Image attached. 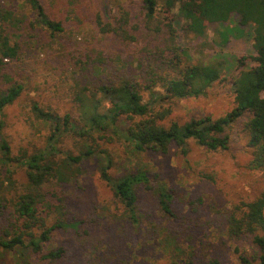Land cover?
<instances>
[{
    "label": "rangeland",
    "instance_id": "1",
    "mask_svg": "<svg viewBox=\"0 0 264 264\" xmlns=\"http://www.w3.org/2000/svg\"><path fill=\"white\" fill-rule=\"evenodd\" d=\"M39 3L50 19L61 22L62 32L51 34L39 26L30 7L20 0H0V8L13 11L18 20L15 26L5 25V33L18 46L17 58L0 69V90L15 83L23 88L12 104L0 111L3 123L0 141L1 138L7 141L12 156L33 153L46 145L51 128L34 116V104L60 117L67 114L78 125L74 94L83 86L93 88L100 78L80 73L78 59L85 61L88 55L100 54L107 63L110 57L114 59L115 67L130 63L131 70L135 69L133 60L141 45L101 35L94 20L98 14L104 21H111L123 9L128 12L130 22H139L142 19L139 0H39ZM181 24L175 21L173 25L184 61H220L223 71L221 80L207 89L205 95L164 101L162 106L171 110L165 125L173 122L181 125L204 115L213 119L224 116L234 107L231 87L241 70L239 61L244 69L255 65L250 39L223 40L221 34L226 30L241 29L235 16L223 24H209L205 38L184 35ZM242 30L247 32L249 28ZM116 58L120 61L116 62ZM243 122L237 121L227 131L230 137L227 150L209 151L189 139L185 154L171 144L165 154L146 151L136 155L130 153L121 139L113 138L110 143L98 141L112 157L114 176L140 165L150 170L154 181L171 189L173 217L163 215L156 199L138 188L140 224H131L110 188L99 178L97 160L92 158L80 164L81 173L75 180L52 185L64 200L68 221L77 222L78 228L54 229L43 249L65 247L64 260L59 264H170L161 242V237L170 233L187 251H195L194 263L203 257L217 258L222 264H241L239 254L253 258L258 251L249 237L233 240L224 235L226 219L233 207L254 200L264 190V174L249 168L251 156L247 138L241 132ZM81 141L71 131L62 133L56 143L57 159L78 154ZM10 171L14 189L8 193L3 188L9 187L7 174L0 164V195L7 198H12L15 189L18 192L25 182L23 167L13 164ZM11 211L9 204L0 217V234L11 221ZM52 224L53 217L49 216L45 226ZM48 263L41 254H33L29 249L15 252L0 249V264Z\"/></svg>",
    "mask_w": 264,
    "mask_h": 264
},
{
    "label": "trees",
    "instance_id": "2",
    "mask_svg": "<svg viewBox=\"0 0 264 264\" xmlns=\"http://www.w3.org/2000/svg\"><path fill=\"white\" fill-rule=\"evenodd\" d=\"M20 1L30 7L35 22L49 33L63 31L61 22L50 19L39 0ZM139 1L142 11L139 22H130L128 12L123 9L111 21H104L98 14L94 18L101 35L125 44H141L133 60L135 69L130 70L127 62L115 67L114 59L110 57L107 63L100 54L88 55L85 61L78 59L80 73L100 77L93 88L83 86L74 94L78 125L67 114L60 117L34 104V116L51 128L45 147L12 156L9 144L1 138L0 164L9 182V187L3 188L8 193L14 189L10 171L13 164L23 167L25 182L18 192L15 189L12 198L0 195V217L9 204L12 209L11 221L0 234V249L6 252L29 249L33 254H41L48 264L64 260L65 247L43 248L54 229L77 230L78 223L68 221L64 200L52 185L75 180L81 173L80 164L92 158L97 160L99 178L110 188L131 224H140L138 188L156 199L163 215L173 217L171 189L163 182L154 181L150 170L140 165L114 176L112 157L98 141L110 143L113 138L121 139L129 146L130 153L136 155L146 151L165 154L171 144L185 154L189 139L209 151L227 150L230 146L227 131L243 120L241 132L250 150L249 168L264 174V0ZM233 16L241 29L226 30L221 34L224 42L228 37H245L252 41L255 52L253 67L244 69L239 61L241 70L231 87L234 107L216 119L204 115L181 125L175 122L165 125L171 110L162 106L164 101L205 95L207 89L221 80L223 71L220 61L186 63L176 43L174 22L182 23L184 35L205 38L209 24H223ZM17 22L13 11L0 8V69L17 58L18 46L5 33V25L15 26ZM245 27L249 28L247 32L242 30ZM117 61L120 59L116 58ZM22 89L15 83L0 90V111L11 105ZM2 125L0 121V128ZM67 131L82 139L80 149L78 154H66L58 160L56 143ZM49 216L53 217V224L47 228L45 222ZM224 235L233 240L249 237L258 251L251 259L239 254L241 264H264V190L254 200L233 207L226 219ZM161 242L170 264H222L212 257L194 263L195 251H187L170 233L163 235ZM234 251L238 252L237 248Z\"/></svg>",
    "mask_w": 264,
    "mask_h": 264
}]
</instances>
